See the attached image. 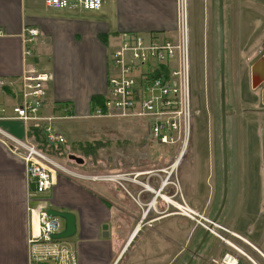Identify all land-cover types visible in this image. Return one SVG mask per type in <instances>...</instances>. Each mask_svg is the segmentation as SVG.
<instances>
[{
    "label": "crops",
    "instance_id": "1",
    "mask_svg": "<svg viewBox=\"0 0 264 264\" xmlns=\"http://www.w3.org/2000/svg\"><path fill=\"white\" fill-rule=\"evenodd\" d=\"M228 1L232 2L224 1L223 14ZM188 2L190 40L196 29V37L200 36L195 25L201 16L202 46L204 49V35L206 40L213 37L214 43L209 47L213 54L218 42L217 0ZM175 27L176 0H105L102 8L93 12L77 7L50 9L44 0H0V80L6 84L0 89V108L9 113L15 103L13 88L18 79L25 70L36 68L50 77L40 114L62 115L66 110L72 118L85 117L93 100L103 101L111 70L110 55L119 45L121 35L135 33L172 39ZM27 29L38 32L29 46L24 43ZM26 48L30 50L27 56ZM263 73L264 67L258 70V79ZM253 79L250 70L243 87L250 95H257L256 107L242 108L247 99L239 92L243 91L240 86L236 100L241 111L231 113L230 121L226 120V201L216 221L225 231L213 230L230 241H222L210 232L190 264H214L224 254L250 264L241 253L256 264H264V82L254 88ZM0 128L18 139H35L32 126L24 128L19 122L0 121ZM214 156L211 169L205 161L194 159L186 171L188 175L185 172V180L178 182L182 187L192 186L186 199L196 215L208 220L215 217L223 192L222 156L220 174L219 154ZM203 170L205 175H198ZM148 173H141L146 180L151 176ZM147 183L150 187L128 184L127 191L132 197L141 198V202L148 197L156 202L161 196L172 203L162 195L167 186L158 187L157 180ZM199 184L204 186L203 202L198 196ZM100 188L99 184L87 185L59 174L48 192L30 199L24 164L0 143V264H28L27 241L30 234L37 233L36 215L30 214L29 209L37 204L74 215L75 235L67 240L76 251L78 264L189 262L205 233L198 218L189 220L172 214L158 207L157 202L155 208H149L151 211L142 210L137 202L131 203L134 200L127 193H104ZM218 193L220 201L215 209L213 200ZM203 206L205 210L199 211ZM141 215L150 225L138 226Z\"/></svg>",
    "mask_w": 264,
    "mask_h": 264
},
{
    "label": "built area",
    "instance_id": "2",
    "mask_svg": "<svg viewBox=\"0 0 264 264\" xmlns=\"http://www.w3.org/2000/svg\"><path fill=\"white\" fill-rule=\"evenodd\" d=\"M104 1L44 0V3L48 8L55 10L77 7L93 12L100 10ZM189 33V2L176 0V27L172 39L158 35L145 37L135 33L122 34L119 45L110 55L111 70L103 101L85 115L86 119L141 120L152 143L161 147H175L177 152L172 163L162 171V186L166 183L173 184L172 178L176 168L191 141L193 106ZM24 34V43L28 46L38 36L34 29H27ZM29 54L30 50L26 48L25 55ZM49 80L48 74L36 68L25 70L18 79L16 88L12 86L15 103L9 113L7 114L4 107L0 108V121L19 122L24 128L32 126L42 136V142L39 143L28 137L18 139L0 128V143L24 164L30 199L48 192L59 174H70L78 178V175L62 168L42 151L43 147L56 149L66 144L57 123L72 118L66 110H63L62 115L40 114ZM4 87L6 84L0 80V89ZM155 173L158 177V171ZM125 176L108 174L94 177L92 180L119 185L120 182L131 181L136 184L135 179L139 175H134L133 180L125 179ZM175 209L179 215L189 219L197 217V222L202 227H205L203 222H208L196 215L186 204L181 205V210ZM29 211L30 214L36 215L37 233L30 234L27 241L28 264H78L76 251L68 240L51 238L62 231V221L48 216L47 208L41 204ZM144 216L142 215L141 221ZM140 224L141 222L138 226ZM213 234L224 241L221 236ZM241 254L250 264H256L245 254ZM213 263L242 264L232 254H224Z\"/></svg>",
    "mask_w": 264,
    "mask_h": 264
},
{
    "label": "rangeland",
    "instance_id": "3",
    "mask_svg": "<svg viewBox=\"0 0 264 264\" xmlns=\"http://www.w3.org/2000/svg\"><path fill=\"white\" fill-rule=\"evenodd\" d=\"M228 3L226 2L227 9H225L224 14V36H227V46L225 50L226 73L224 80L226 120L228 119V121H230L231 113L238 112L239 114V111H241L238 101L236 100L240 86H242L241 88L243 91L239 92L243 94L245 100L247 99L245 102L246 106H242L243 109H253L258 102L257 95H250L243 86L245 85L244 83L247 85L246 78L249 75L250 70H252V67L250 68V66H254L259 59L264 57V0H232L231 3ZM203 25L204 20H202L200 16L198 23L195 25V28L197 26L199 27L200 36L196 37L198 36V30L196 29L195 33L192 32L194 36L191 34V40L189 41L191 95L193 106L191 141L179 162V167L176 172L177 178H172L173 184L166 183L167 185H165L167 187L162 193V195H165L166 197L168 196L169 199L172 198L170 200L179 204L178 206L186 204L192 211V205H190L189 201L186 199L187 191L192 186L190 185L191 187H188V185L185 184V186L182 187L181 184L178 183L181 179L183 181L185 180L183 177L185 176V172L189 168V165L193 164L194 159H197L198 157V159L205 161L209 167L208 169H211V161L215 158L214 154H219L218 159L220 158V161H218L217 158L216 159L219 163V174L221 172L219 70L217 63L215 69L216 87L213 89L212 93H215V99L213 100V97L211 98L210 93L207 98H205V92L206 89H208V87H206V82L209 79V72L206 74L203 71L204 60L202 53L204 52L205 54V50H207V55L210 54L209 47L211 48V44L214 43V40H212L213 37H209L206 40V36L204 35L203 49ZM216 55L217 48H214L213 58H215L217 62ZM255 78L256 77L254 76V79ZM254 79L252 81L253 83L251 82L252 86L256 83L254 82ZM71 119L72 120L62 121L61 123L59 122L60 124L57 123L58 129L66 140V144L62 146L64 151H61V155L53 152L55 151L54 148V150L50 151V154L53 152L52 155H48L43 149L42 151L50 156L55 163L62 166V168L78 175V178H75L70 174L67 176L65 175V177L87 185L90 183L99 184L101 185L100 190L104 193H110V191L126 193L128 192L127 183L123 181L120 182L119 185L117 183L98 182L92 180L94 177L105 176L108 174L140 176L141 173L145 174L148 172H150L148 174L153 176L156 174L155 172L158 171V177L160 178L163 177V173L161 172V174H159V171L168 168L177 152L175 147H161L152 143L149 140L144 123L141 120L86 119L85 117L77 119L74 117ZM3 128L5 129V127ZM34 138L37 142H42V136L39 135V133L35 134ZM43 148L48 149L47 147ZM69 157L81 159L83 163L78 164L74 160H70ZM207 174L208 172L206 175ZM198 175L204 176L205 170H203V172L200 171ZM127 176H125V179L133 180V177ZM158 177H153V179H150V182L157 180L159 187L160 185L162 186L163 181L157 179ZM135 181L139 180L136 178ZM132 184L138 187L137 182L136 184ZM203 187V185L199 184L200 193H198V196L202 199V202L204 201L202 198L204 195ZM134 191H137V189H134ZM183 193L185 195H183ZM188 197H192V195L189 194ZM131 199L134 200V203L132 201L131 203L134 205L137 202L142 210H148L150 208L148 205L152 201L149 199L146 204L147 199H145V202H141L142 199L139 197L137 198V196H133ZM160 199H157L156 201L158 207L163 209L166 208L170 213H178L177 215H179V212L175 209L178 208L177 206L168 203L161 196ZM213 201L216 209L220 201L219 193ZM156 202L153 200L152 208H155ZM215 209L213 208V210ZM204 210L205 206H203V209H199V211ZM182 217L185 216L182 215ZM141 218L142 217H140V219ZM147 218L150 217L148 216ZM195 218L197 217H194V219ZM146 224L150 225L147 222ZM221 237L226 242L230 241V239H226V237ZM232 244H235V242L233 241Z\"/></svg>",
    "mask_w": 264,
    "mask_h": 264
},
{
    "label": "water",
    "instance_id": "4",
    "mask_svg": "<svg viewBox=\"0 0 264 264\" xmlns=\"http://www.w3.org/2000/svg\"><path fill=\"white\" fill-rule=\"evenodd\" d=\"M218 10H217V26H218V65H219V103H220V121H221V156H222V175H223V192L221 202L218 208V211L215 217L207 223V226L203 227L205 229V233L201 240L199 241L196 249L192 253V257L190 258L187 264L191 263L192 258H194L201 245L205 241L208 234L213 230L214 226H216V221L222 212L225 201H226V182H227V151H226V111H225V36H224V14H223V0H217ZM262 65L264 67V57L262 58ZM259 64V63H258ZM256 63L252 67V76L256 75L257 66ZM256 83L253 84L255 88L258 84L264 82V73L259 76V79H254ZM263 103H264V92H263ZM70 160H74L78 164H82L81 159H77L75 157H69ZM47 215L54 218H59L63 221V230L56 235H52L51 238L54 240H66L70 239L75 235L76 226H75V217L71 213L67 212H59L55 210H47Z\"/></svg>",
    "mask_w": 264,
    "mask_h": 264
},
{
    "label": "flooded vegetation",
    "instance_id": "5",
    "mask_svg": "<svg viewBox=\"0 0 264 264\" xmlns=\"http://www.w3.org/2000/svg\"><path fill=\"white\" fill-rule=\"evenodd\" d=\"M226 46H227V44L225 45V50H226ZM207 56H209V57H207ZM263 58V57H262ZM262 58L261 59H259L256 63L258 64V66H257V73H256V75H255V77H256V79H258V70H260V68H262L263 67V65H262ZM203 66H204V68H203V71L207 74L208 72H209V75H208V81L206 82V87H208V89H206V92H205V98H207V96H208V94L210 93L211 94V98L213 97V100L215 99V93L214 94H212L213 93V89L216 87V75H215V69H216V65H217V63H218V47H217V62H216V60H215V58H213V54H211V52H210V54L209 55H203ZM255 63V64H256ZM218 70H219V65H218ZM226 73V72H225ZM203 80V79H202ZM255 81V80H254ZM219 86H220V84H219ZM205 87V88H206ZM219 90H220V88H219ZM176 155V154H175ZM175 157V156H174ZM173 161V160H172ZM172 163V162H171ZM170 163V164H171ZM179 166V165H178ZM178 166H177V168H176V171H175V175H174V177L175 178H177L176 177V172H177V170H178ZM160 173L159 174H161V172L162 171H159ZM129 177H133L134 175H128ZM144 175H142V174H140V176L139 177H137V180H139V181H136L137 182V184L139 185V186H141V185H143L144 183H146L147 185H148V183H147V181H149L150 182V179L149 178H152L153 179V177H156L155 175H151L150 177H147V180L145 179L146 177H143ZM163 177H164V175H163ZM163 177H158L157 179H159L160 181H162L163 180ZM126 183H127V185L128 184H132V182L131 181H126ZM169 184V183H168ZM167 185V184H166ZM165 185V186H166ZM149 186V185H148ZM150 187V186H149ZM129 196H131L130 194H129ZM145 199H147V202H146V204L148 203V201H149V198H145ZM144 199V202L146 201ZM145 204V203H144ZM145 204V205H146ZM145 219V218H144ZM144 219L141 221V219L138 221V224L141 222V224L139 225L140 227H143L144 225H146V222H144ZM203 224H204V222H203Z\"/></svg>",
    "mask_w": 264,
    "mask_h": 264
},
{
    "label": "trees",
    "instance_id": "6",
    "mask_svg": "<svg viewBox=\"0 0 264 264\" xmlns=\"http://www.w3.org/2000/svg\"><path fill=\"white\" fill-rule=\"evenodd\" d=\"M216 57H217V55H216ZM101 103H102V100L99 99V98H98V100H93L92 103H91V109L94 108L95 106L101 105ZM33 130H34V132L37 134L36 129H33ZM43 150H44V152L47 153L48 155H52L53 152L59 153V154L61 155V151H62L63 149H62V146H59V147H57V148L55 149V151L51 152V154H50V151H52V150H54V149H51V148L44 149V148H43ZM63 151H64V150H63ZM56 153H55V154H56Z\"/></svg>",
    "mask_w": 264,
    "mask_h": 264
},
{
    "label": "bare ground",
    "instance_id": "7",
    "mask_svg": "<svg viewBox=\"0 0 264 264\" xmlns=\"http://www.w3.org/2000/svg\"><path fill=\"white\" fill-rule=\"evenodd\" d=\"M165 199V198H164ZM166 200V199H165ZM167 201V200H166ZM173 203V205L174 206H177L178 207V209H180L181 210V206H178L179 204H177V203H175V202H172ZM35 218H36V216H35ZM36 221H37V218H36ZM35 229H37V222H36V227H35ZM36 231V230H35Z\"/></svg>",
    "mask_w": 264,
    "mask_h": 264
}]
</instances>
